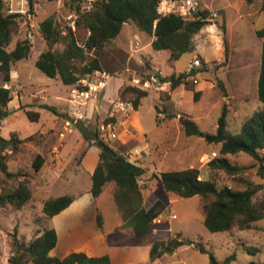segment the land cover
<instances>
[{
    "label": "rangeland",
    "instance_id": "obj_1",
    "mask_svg": "<svg viewBox=\"0 0 264 264\" xmlns=\"http://www.w3.org/2000/svg\"><path fill=\"white\" fill-rule=\"evenodd\" d=\"M3 1L6 7L9 3L11 10L22 8L26 14L25 18H18V27L8 48L12 49L15 42L23 38H28L32 46L28 57L17 61L12 67L10 74L12 81L6 82L12 93L7 110H12L17 104L22 105V108L11 111L0 120V136L9 138L14 134L23 141L17 144L16 149L7 146L6 149L0 150V160L4 162L9 172L15 174L7 176L0 169V193L11 190L18 180L23 179L28 181L32 196L19 209L12 204L0 207V264H7L11 252V234L14 231L17 237L27 242L35 238L44 227L52 226L50 218H46L42 211L45 199L89 189L91 179L87 176L86 165L77 163L88 148L89 150L99 148L92 139L100 133L101 121L117 120L118 124H121L123 114L117 112L114 117L109 116L118 100L132 104L131 93L115 96L121 83L122 86L129 84L148 91V95L141 99L136 111L141 132L151 146V149L148 148L151 153L149 155L141 154L142 151L137 153L136 149L129 151L118 139H112L105 144L124 155L129 161L138 164L142 163L141 160L146 156L143 163L151 169L148 173L150 177L143 174L138 180L145 206L151 203L152 206L160 201L165 207H169L152 220L151 231L144 237L166 240L181 232L184 238L200 241L219 261L234 254V258L226 264L249 262L264 264V217L249 229L233 227L228 231L210 232L202 222L204 200L200 195L185 198L169 194L155 178L160 172L194 167L199 170L200 177L206 179L209 173L206 163L218 154L219 145L208 143L205 136L186 135L179 123V116L184 115L193 120L201 133H213L221 108L226 105L227 128L236 134L252 112L264 110V103L252 99V72L244 77L242 73L246 70L241 69L249 67L250 70H258L259 67L260 39L254 30L264 25V13L260 15L254 13L260 10L261 0H252L251 3L244 0H198L201 4L199 12H206L208 23L194 36L195 49L182 54L174 61L168 59L166 50H154L147 44L150 39L148 33L140 31L132 21L124 22L118 35L105 44L106 48L104 47L99 56L103 71H107L108 74L115 70L111 77L106 78L108 79L106 90L113 99L105 116L95 113L93 115L90 109L85 107L89 99L94 98L96 101L104 88L90 94L84 101H80V98L73 99L71 89L76 87L75 84L65 87L58 78L46 77L35 66L39 53L47 48L39 30V22L46 16L53 14L60 25L69 24L75 29L79 43L88 34L82 27L75 28V16L63 6L64 0H32L31 4L28 0ZM92 1L79 0V4L82 9H88ZM137 39L141 40L139 44H136ZM61 47L60 44L54 46L55 49ZM136 48L140 50L136 51ZM193 57L200 59L201 64L191 69L188 63ZM202 60L207 62L202 63ZM194 68L200 71L187 75L179 85L171 88L172 74L191 73ZM95 74L93 72L84 78L95 81L99 78V75ZM156 74L159 76L157 83L150 80V77ZM194 76H197L199 82ZM244 78L250 81L242 83ZM146 80H149L148 86L143 84ZM44 89H50L49 95L43 93ZM56 89L68 103L67 109L64 101L56 100L51 92ZM43 101L53 107L55 112L53 109L42 107L40 104ZM69 104L73 108H70ZM96 105L97 102L94 106ZM25 109L38 111L39 119L29 120ZM77 119L83 122L89 132L88 136L92 139H87L85 137L87 135L75 127ZM66 120L71 123V131H64V137H60L59 132L63 131ZM37 154H43L44 159H47L39 171L32 167ZM229 157L232 163L242 164L245 169L235 175L221 173L219 185L227 184L235 189H244L247 182H252L258 186L253 200L257 202L262 200L264 174L261 176L257 172L258 163L244 152ZM88 161L87 159L86 163ZM114 188L115 184L112 181L104 186L97 197V213L101 214L105 229L116 223L123 224L124 228L119 231L116 240L131 241L134 236H130L125 230L129 228V223L122 222L112 196ZM90 209L89 205L87 212ZM93 219L94 214L91 218L94 224ZM246 247H254L256 250L252 253L247 251ZM51 252L52 255L60 257L61 252ZM180 257L179 264H210L208 254L201 253L196 248L185 249L180 253Z\"/></svg>",
    "mask_w": 264,
    "mask_h": 264
},
{
    "label": "trees",
    "instance_id": "obj_2",
    "mask_svg": "<svg viewBox=\"0 0 264 264\" xmlns=\"http://www.w3.org/2000/svg\"><path fill=\"white\" fill-rule=\"evenodd\" d=\"M54 1V0H47ZM251 3L252 0H244ZM32 0H30L31 4ZM158 0H93L88 9H82L79 0H64L63 6L75 16V28H83L88 34L81 43L75 34V29L69 24L60 25L55 15L50 14L39 22V30L47 48L41 51L35 60V66L49 78H58L64 85L77 84L85 76L102 70L99 60L105 44L116 37L124 22L132 21L139 30L153 35L151 47L154 50H166L168 59L174 61L182 54L195 49L194 36L208 23L206 12H197L192 19H185L176 13L161 14L157 11ZM260 11L264 12V0L260 2ZM25 13H8L3 0H0V120L9 111L7 104L12 100L9 88L3 83L10 82L13 65L27 58L31 50L28 38L19 39L14 47L8 46L14 31L18 27V18H25ZM25 16V17H24ZM258 38L262 40L260 69L257 81V97L264 103V25L255 30ZM56 44L62 45L55 49ZM202 63L204 61L202 60ZM193 69L191 73L172 74L171 88L179 85L187 75L199 72ZM159 78V76L157 75ZM131 93L134 109H137L141 99L148 95L146 89L134 85L120 86L119 95ZM42 107L53 109L43 104ZM55 112V110H54ZM29 120L37 121L39 112L25 109ZM186 135H200L196 123L190 118L181 115L178 118ZM92 139L91 136H85ZM97 137V136H96ZM95 137V138H96ZM208 143L219 145L218 154L207 163L208 177H200L197 168L190 167L181 170L164 171L155 175L158 183L165 191L178 197H191L200 195L203 198L202 213L203 225L210 232L228 231L233 227L249 229L254 223L264 217V198L259 202L253 200L258 186L247 182L244 189H235L227 184L219 185L220 174L235 175L242 172L245 166L232 163L230 155L244 152L257 163V172L263 175L264 163V110L259 109L251 113L242 123L238 133L233 134L227 128V108L223 105L217 118L216 129L213 133H206ZM23 141L14 134L9 138L0 136V150L7 146L16 149L17 144ZM100 148L98 162L91 174V187L93 197L99 196L109 181L114 182L113 199L116 203L123 221L128 224L132 234L142 237L151 230V222L162 213L165 205L157 201L151 207L143 205L141 186L138 183L145 168L129 161L116 150L107 153L101 150L105 143L101 140L94 142ZM44 163V157L37 154L32 167L39 171ZM0 169L7 175H15L6 169L0 160ZM32 196L28 181L20 179L11 190L0 193V207L12 204L21 208ZM75 199L72 194H63L49 197L43 201L42 211L46 218H51L68 207ZM98 227L102 226L100 213L96 215ZM57 242V232L52 226L44 227L39 234L25 242L16 235L11 234V252L7 264H111L108 255L88 256L84 252L72 251L63 257L50 255ZM192 244L199 252L209 256L210 264H226L234 258L228 255L219 261L200 241H193L176 233L166 240L152 242L149 251L150 261L161 257L165 253H172L182 245ZM247 251L255 252L256 248L246 247ZM247 264H255L249 262Z\"/></svg>",
    "mask_w": 264,
    "mask_h": 264
},
{
    "label": "crops",
    "instance_id": "obj_3",
    "mask_svg": "<svg viewBox=\"0 0 264 264\" xmlns=\"http://www.w3.org/2000/svg\"><path fill=\"white\" fill-rule=\"evenodd\" d=\"M263 13L264 12L258 9L257 12L254 14L260 15ZM153 38H154L153 35H150V39L147 42V44L151 45V41L153 40ZM140 42L141 40L137 39L136 44H139ZM261 44H262V40L260 39V42H259L260 49H261ZM139 50L140 48H136V51H139ZM260 57H261V52H260ZM194 58L195 57H193V59ZM192 60H190L188 64H190ZM204 61L207 62L206 60ZM100 63H101L102 69H104L101 61ZM148 63L150 64L149 61ZM258 66H259L258 70L257 69L250 70L249 67L241 68L242 70H246V72L244 73L241 72L242 75H244V77L245 75L251 74L252 72L253 77L251 78V81L253 82V98H252L253 100L258 99L257 81H258V75H259V69H260V60H259ZM151 70L153 69L151 68ZM113 72H115V70L110 71V73H108L109 77L112 76L111 74H113ZM176 72H180V71H176ZM194 78L197 79V76L196 77L194 76ZM54 79H57V78H54ZM107 80H106L104 89L99 94V98L96 101L94 100V98L89 99L87 101V104L85 105L86 108L90 109V112L93 115L95 113L97 115L105 116L109 110V105H110L109 103L111 99L113 98L111 95H109V92L106 90L108 86ZM197 80H198L197 82H199V79ZM244 81L245 82L250 81V79L244 78V80H242L241 82L244 83ZM121 85L122 83L119 84V86L117 87V91ZM64 86L70 87V85H64ZM58 90H60V88ZM58 90L57 89L56 91L52 90L51 92L54 94L56 100L59 101L62 99L64 101L65 108L67 109L68 103L65 102L62 96H60V93H58ZM49 92H50V89L43 90V93H47L48 95H49ZM117 94L118 93L116 92L115 96ZM96 102H97V105L94 106ZM42 104H45V102L43 101V103H41L40 105L42 106ZM69 106L70 108H73L71 104H69ZM19 108H22V105L17 104L16 106H13L12 110L9 109V113ZM14 117L15 116L13 115L12 118ZM120 123L121 124L119 125V135L117 138L118 141L122 143L123 145H125L126 148L129 149V151L136 149L137 153H140V151H142L141 154L147 153V155H149L151 153V150L149 151L148 148L151 149V146L148 143L146 137L141 132L142 128H141L140 120L137 116L136 109L133 108L131 109V111L129 109L127 113L122 116V120L120 121ZM19 137L21 136L19 135ZM153 143L155 144L156 142H153ZM92 152L93 154H91ZM99 153H100L99 148L97 150L96 149L89 150L88 148L81 156L80 161L77 163V164L83 163L86 165L87 176H89L90 179H91V174L98 162ZM214 153L215 151H213V154ZM41 156L45 158V155L41 154ZM89 156H91L92 158L89 159L88 158ZM145 158L146 156H144L143 160ZM87 159L89 161L86 163ZM46 160L47 159H44V163H46ZM143 160H141L142 163H140L139 165H141L142 167L146 169L144 174L148 175L151 169L148 168L145 163H143ZM136 164H138V162H136ZM90 187H91V184L89 186V189ZM89 189L84 190V191H76L74 193L69 192L68 194L74 195L75 199L71 202V204L68 207H66L61 212H59L58 214L50 218V221L52 222V227H54L57 232V242H56L55 247L51 249V251L61 252L60 257H63L67 255L68 253L75 251V252H84L88 256L108 255L111 264H179L181 263L180 253L182 251H185V249L195 248L193 245H182V246H179L177 249H175L172 253H169V254L165 253L161 257L155 258L154 260L150 261V258H149L150 246L152 242L157 241V239L150 238V237L146 238L144 236L136 237L133 234H131L132 232L130 231V228H125V230L130 236H134V239H132L131 241H127V242H121V241L116 240L115 237L119 236L118 235L119 231H121L124 228L122 227L123 225L122 223H116L112 225L110 228L105 229L103 226V222H102V226L98 227L96 223V215L98 211L96 203H97L98 196L93 197ZM64 194H67V193H64ZM57 196H60V195H57ZM112 196H113V191H112ZM151 204L148 206H145V201H143V205L146 208L151 206ZM89 205L91 209L89 210V212H87ZM168 208L169 207L167 206L165 207L166 210ZM90 214H91V218H92V214H94V219H93L94 224L92 223L91 218H89ZM120 216H121V213H120ZM121 219H122V216H121ZM51 251L49 252L50 255H52Z\"/></svg>",
    "mask_w": 264,
    "mask_h": 264
},
{
    "label": "built area",
    "instance_id": "obj_4",
    "mask_svg": "<svg viewBox=\"0 0 264 264\" xmlns=\"http://www.w3.org/2000/svg\"><path fill=\"white\" fill-rule=\"evenodd\" d=\"M9 4V3H8ZM7 4V12L8 13H25V11L22 8H16V10H11L9 8V5ZM11 4V2H10ZM12 5V4H11ZM18 5L22 7V4L18 2ZM201 10V4L198 0H158L157 5V11L161 14L166 13H176L180 16L184 17L185 19H192L194 18L195 14ZM200 59L195 57L189 64V67L192 69L195 66L200 65ZM97 75H99V78L95 79V81H90L89 79L82 78L80 81L75 84L76 87H73L71 89V98H80L78 100L84 101V99L89 98V95L94 92H99L102 90L106 84V78H108V74L105 71H95ZM95 74V76H96ZM90 75V74H89ZM95 78V77H94ZM93 78V79H94ZM150 80L152 82H159L157 81V74L150 77ZM82 83L81 86H79ZM144 85H149V80H146ZM4 88H8L7 83L3 84ZM72 100V99H71ZM133 109V105L129 102H124L121 100H118L115 104L114 109H112V113H109L110 117H114L115 113L119 112L121 114H126L128 110ZM114 113V115H113ZM119 124L117 120H103L100 123L99 130L100 133L95 138L96 140H101L104 143H109L110 140H115L118 138L119 135ZM64 131H71V123L66 120L64 122L63 131L59 132L60 137H64ZM95 139H92L93 143L96 141Z\"/></svg>",
    "mask_w": 264,
    "mask_h": 264
},
{
    "label": "water",
    "instance_id": "obj_5",
    "mask_svg": "<svg viewBox=\"0 0 264 264\" xmlns=\"http://www.w3.org/2000/svg\"><path fill=\"white\" fill-rule=\"evenodd\" d=\"M28 1L30 2V0H28ZM75 127H76L80 132H82V134H84V135H89L88 130L85 128L83 122H82L80 119H77V120L75 121ZM201 136L204 137V136H205V133H201ZM101 150L104 151V152L110 153V152H112L113 149H112L109 145L105 144V145H103V146L101 147Z\"/></svg>",
    "mask_w": 264,
    "mask_h": 264
}]
</instances>
